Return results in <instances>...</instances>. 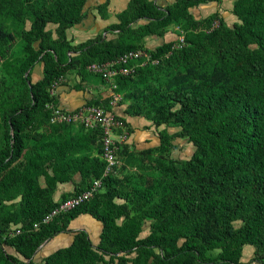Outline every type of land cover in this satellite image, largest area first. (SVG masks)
Segmentation results:
<instances>
[{
    "label": "trees",
    "instance_id": "1",
    "mask_svg": "<svg viewBox=\"0 0 264 264\" xmlns=\"http://www.w3.org/2000/svg\"><path fill=\"white\" fill-rule=\"evenodd\" d=\"M86 1L0 0V67L15 83L9 94L0 84V264H254L240 258L243 245L264 249V0H233L235 21L228 25L214 12L199 30L192 29L197 21L189 8L220 0L164 6L128 0L116 22L102 29L112 38L100 34L71 45L65 29L81 20ZM106 5L104 0L96 9L102 13ZM139 20L144 22L134 26ZM47 23L55 24L54 38ZM171 26L181 32L180 45L167 41L144 49L156 63L117 75L115 91L131 100L124 114L175 128L157 131L160 149L185 138L193 150L187 159L162 163L144 178L131 174L119 185L113 174L102 175L98 131L49 124L44 105L54 102L51 86L68 70L104 82L85 67L141 48L143 36L160 37ZM37 62L43 77L31 81ZM150 74L160 77L162 89L147 84ZM119 151L131 157L125 148ZM74 173L79 181L71 195L94 179L101 185L88 200L42 223L66 198L52 201L56 183ZM82 214L100 223L95 243L77 230L68 245L32 260L41 243L66 232ZM146 220L148 231L139 236Z\"/></svg>",
    "mask_w": 264,
    "mask_h": 264
},
{
    "label": "rangeland",
    "instance_id": "2",
    "mask_svg": "<svg viewBox=\"0 0 264 264\" xmlns=\"http://www.w3.org/2000/svg\"><path fill=\"white\" fill-rule=\"evenodd\" d=\"M111 5L108 11V19H111L115 21L114 13L116 11H120V8L116 9L115 0H110ZM228 3H229V11H228ZM232 1L225 0L221 3V5L215 4L214 7H205L199 9V11H195L194 13L197 14V22L196 25L193 27L194 30H199L203 29L205 26L203 25V19L212 16L211 14L214 12H217L215 10L216 8H219L220 12L224 14L226 19H229L230 17L233 18L235 21V17L230 13V7H231ZM92 7V6H91ZM84 11H88L90 9V5L88 4V1L85 3V6L83 5ZM222 8V9H220ZM229 12V15H227L226 12ZM219 14V13H218ZM217 14V15H218ZM227 15V16H226ZM230 16V17H229ZM216 18L215 16H213ZM213 20V19H212ZM213 25H216V20L212 22ZM230 20V19H229ZM144 20H139L134 24L137 25L139 23H143ZM28 22L25 23V27L27 26ZM104 35L107 38H112L114 35L110 33H104V32H97L93 34V37H96L98 35ZM181 37V32L179 29L174 28V27H169L164 29L162 36H156V35H147L143 36L140 41V46L143 49L146 50H154V48L161 43L171 41L174 43L175 46L180 45L179 38ZM41 64L39 62L35 63L34 66L32 67L30 73V79L33 81L34 77L37 75H41ZM163 73V70H162ZM87 73H80L76 72V70L71 69L66 73L65 81L62 82H68L70 86H79V80L80 78H91L94 81V83L97 85V93H96V100H98L99 105L102 106L105 109H110L111 106L109 105V86L108 83L104 80V82H101L100 79L96 76L90 75L89 77L86 76ZM148 81L147 84H150L151 87L154 89H162L164 86V82L158 78V76H154L150 74V76L147 77ZM40 80V79H39ZM0 84L2 87L6 88L7 93L14 90L15 83L12 82L11 79L4 78V73L0 67ZM140 87V85H138ZM95 89V88H94ZM95 92V90H94ZM120 99L117 101L115 107L113 108L114 112L117 113V115L120 117L121 116V111H123V108L127 103H129L131 100L123 98L122 94H120ZM93 99V98H92ZM5 101V100H4ZM146 103H139L140 106H146L143 105ZM121 118V117H120ZM133 121V120H132ZM124 123V122H123ZM125 126V138L123 142L118 147V151L115 152V157L117 160V164L113 169V175L114 177L117 178L119 185L121 183L127 182L129 180V175H134L137 176L138 174H141V177L144 178L145 175L144 173L147 171H154L157 170L158 166L162 163H166L167 161H177V160H184L187 159L192 150L193 147L188 143L185 138H173L171 140V146L168 148L160 149L158 147V139H157V131L161 129L162 127H165L168 132H171L174 128L172 127H166L160 125L159 127H150V129L147 130L148 126H135V128H132L130 125ZM72 128L79 129L77 125H72ZM136 129V130H134ZM40 130V129H39ZM129 130V131H128ZM154 137L156 140L154 141ZM154 141V142H153ZM0 144H1V130H0ZM121 148H125L128 152L131 153V157L128 156H123L120 154ZM149 148V151L146 153H140V150ZM138 178L135 177V179L131 181H137ZM140 180V179H139ZM104 189V188H102ZM115 202H120V199L114 198ZM17 208L13 207L11 210V216L16 214ZM148 221H144L142 226H141V231L139 233V236H144L147 231H148ZM238 221L232 222V226H237ZM84 226V224H83ZM15 227L13 225L10 226V230H13ZM87 229V234L91 240V242L95 243L97 241V235H96V229L92 227L91 225L86 226ZM4 249V246H3ZM8 252L11 254H14V252L10 251L9 249H6ZM17 256L16 254H14ZM40 255H35V257L32 258L33 261H40ZM19 260H22L19 256H17ZM241 261H251L254 264H264V249L260 250H254V248L251 245H243L242 246V251H241ZM102 264V263H98Z\"/></svg>",
    "mask_w": 264,
    "mask_h": 264
},
{
    "label": "built area",
    "instance_id": "3",
    "mask_svg": "<svg viewBox=\"0 0 264 264\" xmlns=\"http://www.w3.org/2000/svg\"><path fill=\"white\" fill-rule=\"evenodd\" d=\"M181 40L182 38L180 37L179 41ZM147 63H156V60L151 59L149 53L144 49L137 48L123 52L115 60L101 63L92 62L85 67L87 72L100 75L108 83L110 109L86 103L73 109L64 108L54 102H47L44 105V109L48 113L47 122L49 124H75L84 129L98 131L99 156L104 162L102 175L113 173V169L117 164L115 152L125 138V126L113 110L120 99L119 93L115 91V77L117 75H130L136 68H141ZM54 86L55 84L51 86L50 93H52ZM100 185L101 179L92 180L85 190L58 202L57 205L42 216L41 222H49L58 213L88 200L98 190ZM32 226L36 228L37 223H33Z\"/></svg>",
    "mask_w": 264,
    "mask_h": 264
},
{
    "label": "crops",
    "instance_id": "4",
    "mask_svg": "<svg viewBox=\"0 0 264 264\" xmlns=\"http://www.w3.org/2000/svg\"><path fill=\"white\" fill-rule=\"evenodd\" d=\"M87 1H88V4L90 5V9L88 11H84V8L82 7V10H81L82 18H81V20L78 23L73 24L72 26L65 29L66 39H68V41L71 45H74V44H77L79 42H83L87 39L93 38V34H95L97 32H101L102 29L106 25L116 22V18H115V21L108 19V11H109V8L111 5L110 0H107V5H106L105 9L102 11V13L98 12V10L96 9V6L101 4L104 0H87ZM127 1L128 0H115L114 3L116 6V9L117 8L123 9L125 7ZM153 1L155 2V4H157L159 6H164L166 4L173 2V0H153ZM223 1H225V0H220L219 2L210 1V2H206V3H200L194 7L189 8V11L193 15L194 19H196V21H197L198 16H196L197 14L194 13V10L199 11V9H201V8L203 9L205 7H214L215 4L221 5V3ZM229 1H233V0H228V2ZM84 6H85V4H84ZM220 9H222V8H220ZM215 10H217V13H219V15L226 21V24L230 25L234 21L233 18L230 16H229L230 20L226 19L224 14H222L220 12L219 8H216ZM228 11H229V3H228ZM228 11L226 12L227 15H229ZM117 12H119V11H116L115 13H117ZM115 13H114V17H115ZM193 27H192V29L194 30ZM54 28H55V24H53V23H47L45 25V29H48L51 32V36L53 38L55 37ZM174 28H176V27H174ZM140 41H143V40H140ZM35 46H36V44H35ZM66 73L57 80V82L55 83L54 89L52 91L53 99H54V102L56 104H58L64 108H67V109H73V108H76V107L84 104L89 99L96 100L97 85L94 83L95 80H93L91 78L88 79V78H82L81 77L79 80L80 85L78 87L77 86H70V84L67 81L62 82V81H65L64 77L66 76ZM30 75H31V73H30ZM33 77H34L33 81L41 79L43 77L42 72H41V75H37V76H33ZM87 77H89V76H87ZM94 90H95V92H94ZM109 94H110V92H109ZM120 117L123 119V121L126 125H130L132 128H135V126H139V127H141V126L147 127L148 126V128H147V130H148V129H150V127L152 128V126H153L150 121L146 120L142 116L126 115L121 111ZM134 130H136V129H134ZM174 130H175V128L172 131H174ZM155 140H156V138L154 137V141ZM46 170L48 172H50L49 166L46 167ZM38 181H39V184L41 186L45 185V182H44L42 177H40ZM78 181H79V174L74 173L69 181L63 182V183H56L55 190L52 193V201L57 202L62 197L64 198V197L71 195L74 191V185L77 184ZM83 224H84V226H83ZM87 225H91L92 227H94L96 229L95 233H96V235H98L100 223L98 221L94 220L93 218H91L87 214L78 215L76 218L72 219L68 223L66 232L58 233V234L54 235L48 241H44L39 246L38 250L35 252L33 257H35V255H40L39 258L41 260V258L43 256H45L46 254H48L49 252H51L55 248L68 245L70 243V241L72 239V235L74 234L75 231L84 230L87 232V229H86ZM6 249H9L10 251H12L11 248L4 246V250L6 252H8ZM8 253H10V252H8Z\"/></svg>",
    "mask_w": 264,
    "mask_h": 264
},
{
    "label": "water",
    "instance_id": "5",
    "mask_svg": "<svg viewBox=\"0 0 264 264\" xmlns=\"http://www.w3.org/2000/svg\"><path fill=\"white\" fill-rule=\"evenodd\" d=\"M25 74H26V72H25ZM25 74H24V75H25ZM41 244H42V243H41Z\"/></svg>",
    "mask_w": 264,
    "mask_h": 264
}]
</instances>
